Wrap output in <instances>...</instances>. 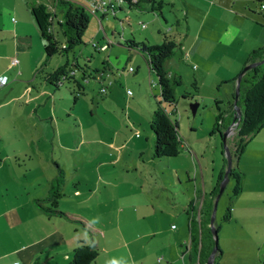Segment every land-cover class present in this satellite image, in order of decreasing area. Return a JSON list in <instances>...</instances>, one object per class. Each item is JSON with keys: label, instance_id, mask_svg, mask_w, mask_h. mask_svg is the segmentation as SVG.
<instances>
[{"label": "rangeland", "instance_id": "1", "mask_svg": "<svg viewBox=\"0 0 264 264\" xmlns=\"http://www.w3.org/2000/svg\"><path fill=\"white\" fill-rule=\"evenodd\" d=\"M29 1L0 0V7L3 3L13 2L24 11L22 16L17 14L22 24L18 30V44L20 49L27 51L25 57L32 63L39 61L36 64L39 66L45 52ZM73 1L84 4L90 16L83 41L67 54H53L47 62V70L66 61L73 67L78 62L89 72H94L96 68L103 70L107 64L109 68L106 72H94L92 77L83 79L82 70L75 67L76 77L84 84V93L79 94L77 101L71 92L76 88L73 82L63 81L58 88L50 85L56 91L65 93V103L68 105V110H63L60 116L58 114L54 118L58 120V129L64 139L63 143L58 142L55 151L58 156L71 154L72 159L68 163L70 173L77 171L87 177L94 174L87 162L82 163L81 153L97 150L100 138L110 137L116 125L129 123L133 127L135 123L143 128V133L154 136V132L150 131V121L153 111L160 104L168 112L174 111L172 117L178 121L183 145L180 153L175 156L153 159L160 170L156 181L166 187L156 193L167 203L194 195L197 188H203V182L206 188L215 187L220 170L227 164L223 132L225 126L230 121L232 123L229 112L235 108L237 80L233 79L244 66L243 63L237 68L241 59L244 61V57H248L254 49L252 45L256 37L252 28L255 26L256 31L262 28L264 34V11H260V1L164 0L161 10H153L150 3L142 2L140 6H129L126 3L122 10L116 9L114 12L109 9L97 13L88 9V0ZM42 4L48 12L54 14L51 0L48 4ZM57 13L62 17L60 5ZM165 32L176 35L183 42V46H177L165 63L182 80L176 87L177 101L174 105L162 102L157 76L149 69L144 53L126 44V39L132 36L151 44L160 43ZM97 41H111V44L107 50L98 51L93 46V42ZM258 44L263 45L264 40ZM129 66L135 71L129 72ZM36 70L33 68V72L36 73ZM42 73L36 74L37 82L42 80ZM194 81L198 89L193 86ZM103 86L106 92H101ZM128 89L133 94H128ZM194 102L198 103L195 113L191 106ZM27 110L24 107L17 111L26 114ZM10 137L15 136L13 134ZM16 137L8 144L10 151L27 147L23 138L17 140ZM142 140L148 150L147 146L151 142L145 137ZM234 140L233 127L227 139L232 155ZM67 142L72 146L84 143V148L72 151L67 148ZM33 147L37 151V143ZM131 151L132 148L127 147L126 153L130 154ZM232 166H238L244 172L243 187L238 195L233 196L235 180L229 177L218 200L215 222L221 224L219 245L223 253L220 264H264V128L251 136L239 161L233 155ZM21 173H26L25 167H22ZM70 173L68 177H71ZM75 178L69 179V187L77 182ZM11 186L15 187V184ZM0 190H5V187ZM10 197L13 198L0 193V209ZM228 206L232 207V218L223 221ZM34 223L37 226V220ZM172 223L177 224L178 221ZM76 224L82 230V225ZM7 225L1 216L0 264H53L55 258L57 261L62 259V251L54 253L46 249L44 253L37 252V245L34 244L37 239L36 230L32 237L24 234L16 236L15 231L22 227ZM27 225L23 227L27 229ZM8 246L23 247L19 252L9 254L6 249ZM66 251L72 255L71 248L68 247Z\"/></svg>", "mask_w": 264, "mask_h": 264}, {"label": "crops", "instance_id": "2", "mask_svg": "<svg viewBox=\"0 0 264 264\" xmlns=\"http://www.w3.org/2000/svg\"><path fill=\"white\" fill-rule=\"evenodd\" d=\"M48 2L50 0H30L28 5L32 8ZM124 4L116 9L122 10ZM22 12L13 2L3 3L0 7V77L6 75L8 78L5 84H0V188L5 187L0 193L13 196L0 209L3 222L8 227L11 224L22 227L13 232L16 236L32 237L36 230L37 252L62 251V259L57 261L55 258L53 264L69 262L72 255L66 249H73L79 239H89L86 228L82 226L80 230L78 224L64 217L48 215L35 202L36 198L48 195L52 180L61 167L66 178L65 194L59 205L81 215L87 227L96 233L99 255L92 264H197L198 258L190 246L188 217L191 213L198 215L205 195L214 186L206 188L203 182V188H197L187 199L182 197L165 203L156 193L166 187L156 181L160 170L153 162L157 159L153 157L154 136L143 133V128L135 123L133 127L129 123L116 125L110 137L100 138L97 150L81 153L82 163L87 162L94 170L92 176L80 175L77 171L70 173L71 154L58 156L55 151L58 142H64L54 116L68 110L65 93L56 91L43 79L37 82L33 68L37 69L39 61L32 63L27 59V51L20 49L18 44L17 35L22 24L17 14L22 16ZM255 29L254 26L252 32L256 39L252 48L264 40L262 28ZM108 43L105 50L111 41ZM14 57L19 59L17 64L12 63ZM246 59H241L237 68ZM108 68L109 64L104 65L103 70L95 73L101 74ZM106 91V87L105 90L101 88V92ZM24 107L28 109L26 114L17 111ZM231 116L233 122L235 114ZM13 134L17 140L23 138L27 147L10 151L8 144L13 142L15 137H10ZM144 137L151 142L148 150L143 144ZM36 143L37 151L33 147ZM83 146L81 142L75 146L68 143L67 148L75 151ZM129 146L132 148L130 154L126 153ZM22 167H25L24 176L21 175ZM68 172L77 180L72 187L68 186L71 179ZM13 183L15 187L11 186ZM174 220L178 223H172ZM24 224H29L27 229ZM23 246L6 249L9 254H15Z\"/></svg>", "mask_w": 264, "mask_h": 264}, {"label": "trees", "instance_id": "3", "mask_svg": "<svg viewBox=\"0 0 264 264\" xmlns=\"http://www.w3.org/2000/svg\"><path fill=\"white\" fill-rule=\"evenodd\" d=\"M126 1L129 6H140L142 2H148L151 4L153 10H161L165 3L164 0ZM257 1H260L261 4L264 0ZM54 5L56 9L59 5L61 6L63 12L62 17L59 16V14H51L48 12L44 4H37L31 8L39 26L41 38L44 41L43 47L45 52L43 61L37 67L36 74L43 72L42 79L56 88H58L63 81L67 80L73 82L76 88L71 90V92L74 94V100L77 101L79 94L84 93V84L76 77V68L82 70L83 79L92 77L94 72H98L100 69L96 68L94 72H89L86 68L81 67L78 62L75 68L69 61H66L64 64H60L52 70H47V62L53 54H67L75 45L83 41V34L88 27L90 16L84 4L73 0H55ZM185 18H187L186 12ZM126 44L144 53L149 69L157 76L162 102L174 105L177 101L176 87L181 84L182 80L180 75L171 72L165 66V63L167 59L174 54L177 46H183V42L179 41L176 35L165 32L163 33V38L160 43L151 44L147 41L137 40L132 36L126 39ZM263 59L264 44L251 50L244 66L249 62L261 61ZM233 80H237V77ZM193 86L195 89H198L196 81L193 82ZM234 99H236L235 94ZM236 104L240 107L242 115L239 123L235 126L233 155L237 161H239L251 136L264 128V61L247 69L243 73ZM173 112H168L159 104L152 113L150 127L154 132V158L158 159L164 156H175L181 151L183 142L178 131V121L172 117ZM235 113L236 110L233 108L232 112L229 114L230 117ZM230 122L228 124H230ZM215 126L218 127V124ZM227 126L228 125L225 127L227 128ZM226 166L220 170L214 189L205 195L199 208L198 215L191 213L188 217L190 246L191 250L198 258L197 264H208V258L214 247V236L210 226V218L214 200L218 193ZM229 177L235 180L233 196H236L242 191L244 172L239 169L238 166H232V169L229 171ZM65 178V170L59 167L52 180L48 195L43 198H36L35 202L48 215L64 217L86 228L89 239H79L76 242L72 249L71 259L67 264H92L99 255V247L95 241L96 233L87 227L81 215L64 210L59 205L60 199L65 194ZM231 218L232 207L228 206L223 215V221H229ZM215 226L219 231L221 224L215 222ZM222 253L223 251L219 245L214 264H220Z\"/></svg>", "mask_w": 264, "mask_h": 264}, {"label": "water", "instance_id": "4", "mask_svg": "<svg viewBox=\"0 0 264 264\" xmlns=\"http://www.w3.org/2000/svg\"><path fill=\"white\" fill-rule=\"evenodd\" d=\"M263 60L261 61H254V62H249L248 64H246L242 70L240 71V73L238 74L237 76V86H236V99H235V107H236V113H235V119L234 121L232 122V124H230L226 129L225 131L223 132V146H224V150H225V153H226V159H227V166H226V169H225V172H224V175H223V178L220 182V186H219V190H218V193L216 194V197H215V200H214V205H213V210H212V214H211V218H210V226H211V229H212V232H213V236H214V247L210 253V256L208 258V261L207 263L208 264H214V259H215V255L217 253V248L219 247V231L217 230L216 226H215V218H216V211H217V204H218V200H219V197L221 196L225 186H226V183L227 181L229 180V171L232 169V165H233V155L229 149V146L227 145V139H228V135L230 134L231 130L233 129V126L235 127L240 119H241V115H242V111L240 109L239 106H237V97L239 95V90H240V81H241V78H242V75L243 73L257 65L258 63L260 62H263ZM192 106V111L193 113L196 112L197 110V106H198V103L197 102H194L193 104H191ZM237 118V120H236Z\"/></svg>", "mask_w": 264, "mask_h": 264}, {"label": "built area", "instance_id": "5", "mask_svg": "<svg viewBox=\"0 0 264 264\" xmlns=\"http://www.w3.org/2000/svg\"><path fill=\"white\" fill-rule=\"evenodd\" d=\"M54 1L55 0H52L53 6H54L52 8V10L54 11L53 12L54 14H58L57 9L54 5ZM88 1H89L88 2L89 5H90V7L88 6V9L94 13H97L98 11L106 12L109 9H112L115 12L117 6L127 2L126 0H88ZM132 1H136V0H132ZM260 9L264 10V1L260 4ZM145 26H146V24L143 23V27H145ZM108 45H109L108 42H104V43H99L98 41L93 42V46L96 47V49L98 51L105 50L108 47ZM18 61H19V59L17 57H14L12 59L13 64H17ZM128 71L132 72V71H134V68L132 66H129ZM7 80H8V78L6 75L1 76L0 77V84H5L7 82ZM102 90H105V87H102ZM127 92H128V94H133V92L130 89H128Z\"/></svg>", "mask_w": 264, "mask_h": 264}]
</instances>
